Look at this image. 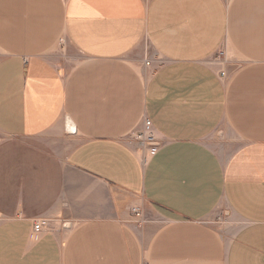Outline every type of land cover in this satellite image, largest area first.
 I'll return each mask as SVG.
<instances>
[{"label": "crops", "instance_id": "0c3cea01", "mask_svg": "<svg viewBox=\"0 0 264 264\" xmlns=\"http://www.w3.org/2000/svg\"><path fill=\"white\" fill-rule=\"evenodd\" d=\"M0 264H264V0H0Z\"/></svg>", "mask_w": 264, "mask_h": 264}, {"label": "rangeland", "instance_id": "374dc122", "mask_svg": "<svg viewBox=\"0 0 264 264\" xmlns=\"http://www.w3.org/2000/svg\"><path fill=\"white\" fill-rule=\"evenodd\" d=\"M222 55H223L222 52L218 53L216 57L214 58V61L219 60L220 58L222 59L223 57ZM140 134L141 136H143L142 139L137 137V135H132L130 136V141L132 143H136L137 145H139V147L141 148V150L147 157L148 155L152 154L154 150H156V148L159 146V143L155 135L152 132L148 131L145 127H144V130ZM134 209L137 210V212H140L139 209L137 208H134ZM134 209H133V214H134L133 216L140 217L141 213L137 215L134 212Z\"/></svg>", "mask_w": 264, "mask_h": 264}, {"label": "built area", "instance_id": "2783aa9c", "mask_svg": "<svg viewBox=\"0 0 264 264\" xmlns=\"http://www.w3.org/2000/svg\"><path fill=\"white\" fill-rule=\"evenodd\" d=\"M145 128L152 132L153 133V126H152V123L149 121V120H146L145 122ZM137 137H139L140 139H142L143 136H141V134H138ZM134 212L139 215L140 212H137V210L134 209ZM34 231L36 233H41L43 231V223L41 221H38L35 223V226H34Z\"/></svg>", "mask_w": 264, "mask_h": 264}]
</instances>
